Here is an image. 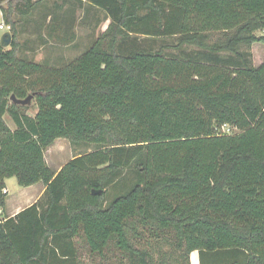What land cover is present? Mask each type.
<instances>
[{"label": "trees", "instance_id": "obj_1", "mask_svg": "<svg viewBox=\"0 0 264 264\" xmlns=\"http://www.w3.org/2000/svg\"><path fill=\"white\" fill-rule=\"evenodd\" d=\"M46 2L0 0L13 36L0 43V210L8 178L46 186L0 222V264H81L78 239L154 264L136 246L146 229L172 244L165 264H192L193 251L201 264H264V0H75L60 25L80 6L111 21L63 67L17 55L15 14ZM30 93L35 115L12 100ZM63 137L92 149L55 171L45 153Z\"/></svg>", "mask_w": 264, "mask_h": 264}, {"label": "rangeland", "instance_id": "obj_2", "mask_svg": "<svg viewBox=\"0 0 264 264\" xmlns=\"http://www.w3.org/2000/svg\"><path fill=\"white\" fill-rule=\"evenodd\" d=\"M80 1V0H79ZM73 0H47L46 3L37 6L36 9L28 16L15 14V19L19 22V33L17 36L18 50L17 55L20 58L43 63L54 67H63L70 63L75 58L79 57L93 42L99 37L110 24V19L106 13L97 9H88L90 12L85 13L82 6L78 7L76 14V21L73 26L59 24L62 16ZM77 3V2H75ZM21 5L23 2L20 3ZM55 4L57 7H55ZM70 4V5H69ZM88 15V16H87ZM87 17V19H86ZM27 18V19H26ZM5 23L3 14L1 15L0 9V24ZM7 24V23H6ZM263 29L256 31L259 36H264ZM11 31V30H7ZM5 31L0 28V38ZM214 36L212 39H216ZM13 40V37H12ZM174 40L168 39V42ZM12 43V42H11ZM11 45L3 47L8 50ZM193 49L197 47L191 46ZM258 51V50H256ZM224 56L229 53H222ZM32 94V93H30ZM30 108L27 109V113L35 115L36 104L33 98L29 104ZM6 120L12 128H15V124L9 115H6ZM230 128V131H228ZM222 131L234 134L238 132V128L227 125L222 128ZM85 144L72 145L67 138H57L47 149L45 156L55 171H58L71 160L75 155L91 150ZM135 173L129 175V178L124 185H112L109 187L110 197L112 198L117 192L122 189H126L131 180L134 178ZM8 194L11 201H17L21 199L22 190L28 189L19 185L16 177L8 178L7 180ZM42 182L36 185L39 187ZM15 199V200H14ZM31 203L30 200L24 201L23 205L19 208L25 209ZM6 217L5 210L0 212V221H4ZM10 217V216H9ZM145 237L142 242H136V246L141 250H147L153 256L154 264H165L171 261V254L173 252V246L166 237L156 238L146 229ZM175 235L172 234L173 237ZM78 241V247L80 250L81 264H129V260L123 255L117 248L111 246L103 253H92L87 245H85L80 239ZM191 263H194L191 256Z\"/></svg>", "mask_w": 264, "mask_h": 264}, {"label": "crops", "instance_id": "obj_3", "mask_svg": "<svg viewBox=\"0 0 264 264\" xmlns=\"http://www.w3.org/2000/svg\"><path fill=\"white\" fill-rule=\"evenodd\" d=\"M73 1L75 2V0H73ZM69 3H71V2H69ZM77 13H78V11H77ZM1 15H2V11H1ZM262 60H263V56L261 54V56H259V59L257 60V63H260ZM40 183L41 182H39L37 184H34V185H31V186H28V189L22 190V195H21L22 198L21 199H17V201H13L11 203L12 200L10 199V197H8L7 207L5 209L6 216H10V217L15 216L17 213H19L21 210H23V208L20 209L19 207L21 205H23L24 201L30 200L31 203L29 204V206L31 204H33L34 202H36L43 195V193L45 191V188H46L44 183L36 188V185H38ZM6 184H7V181H6ZM7 187H6V189H7V192H8V188ZM1 211L2 210H0V212ZM191 256L193 257V261H194V263H192V264H201L199 251H193L191 253ZM191 260H192V258H191ZM209 260L211 262L210 258H209ZM206 264H208L207 260H206Z\"/></svg>", "mask_w": 264, "mask_h": 264}, {"label": "water", "instance_id": "obj_4", "mask_svg": "<svg viewBox=\"0 0 264 264\" xmlns=\"http://www.w3.org/2000/svg\"><path fill=\"white\" fill-rule=\"evenodd\" d=\"M12 37H13V36H12V32H11V31H5V32L2 34L1 38H0L1 46H2V47H6V46L10 45L11 42H12ZM33 98H34V94H33V93H32V94H29V95H28L26 98H24V99H19V98H17L15 94L12 95V100H13L14 102H16V103H20V104H23V105H25V104H30ZM98 191H100V190H98ZM98 191H94V192H98Z\"/></svg>", "mask_w": 264, "mask_h": 264}, {"label": "built area", "instance_id": "obj_5", "mask_svg": "<svg viewBox=\"0 0 264 264\" xmlns=\"http://www.w3.org/2000/svg\"><path fill=\"white\" fill-rule=\"evenodd\" d=\"M0 28L3 29L4 31L11 30V25L6 24V23H1ZM263 34H264V29H263ZM225 126H227V124H225L223 127H225ZM228 131H230V128H228ZM6 191H7V189H5V192Z\"/></svg>", "mask_w": 264, "mask_h": 264}, {"label": "bare ground", "instance_id": "obj_6", "mask_svg": "<svg viewBox=\"0 0 264 264\" xmlns=\"http://www.w3.org/2000/svg\"><path fill=\"white\" fill-rule=\"evenodd\" d=\"M0 222H2V221H0Z\"/></svg>", "mask_w": 264, "mask_h": 264}]
</instances>
